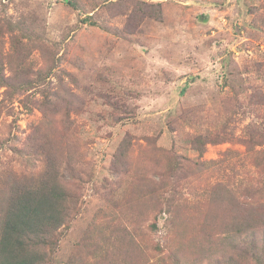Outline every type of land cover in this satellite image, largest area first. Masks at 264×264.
Here are the masks:
<instances>
[{"label":"rangeland","instance_id":"1","mask_svg":"<svg viewBox=\"0 0 264 264\" xmlns=\"http://www.w3.org/2000/svg\"><path fill=\"white\" fill-rule=\"evenodd\" d=\"M72 1L0 0V205L70 190L46 264H174L172 221L184 264L231 254L239 201L264 213V0Z\"/></svg>","mask_w":264,"mask_h":264},{"label":"trees","instance_id":"2","mask_svg":"<svg viewBox=\"0 0 264 264\" xmlns=\"http://www.w3.org/2000/svg\"><path fill=\"white\" fill-rule=\"evenodd\" d=\"M65 2L76 7L72 0ZM10 19L7 18L8 25L20 29L22 24L12 23ZM44 183L23 189L19 187L20 190L3 199L0 205V264H46V251L52 253L58 245L60 233L73 214L72 195L56 178ZM225 192L230 198V190L225 189ZM209 197L220 201L223 196L218 188L213 187ZM246 204L239 201L235 217L229 221V229L222 234V238L227 239L224 246L231 249V254L219 252L208 259V264H246V261L264 264V213L253 210L256 205L245 207ZM151 227H155V223ZM155 229L151 230L153 235ZM164 229L163 234L154 238L150 249L158 254L166 249L168 259L174 264H184L177 247L169 248L175 244H172L174 239L168 237L169 233L175 232L173 221L164 224ZM228 232L233 233L232 238ZM142 247L135 246L136 255L143 252ZM232 254V258L229 257Z\"/></svg>","mask_w":264,"mask_h":264}]
</instances>
